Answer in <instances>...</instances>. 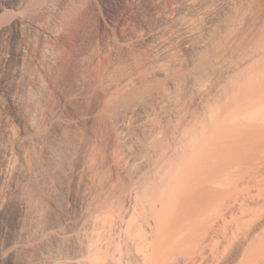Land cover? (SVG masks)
Wrapping results in <instances>:
<instances>
[{"label":"bare ground","instance_id":"obj_1","mask_svg":"<svg viewBox=\"0 0 264 264\" xmlns=\"http://www.w3.org/2000/svg\"><path fill=\"white\" fill-rule=\"evenodd\" d=\"M84 1L21 0L14 24L21 32L26 28L35 29L36 23L31 20V15L43 10L53 31L65 24ZM158 2L156 6L153 3L158 21L149 34L153 37L160 33L164 35L167 29L175 26H181L187 34L190 32L189 36L195 29L192 19L210 0H174L168 6ZM253 2L258 4L257 14L252 10ZM263 9L264 0H240L229 13L227 11L224 20L219 19L223 21L222 26L221 23L218 26L215 24L214 27L221 26L219 30L214 31L213 27V31L210 30L212 33L209 32L211 35L206 38L198 36V42L196 32L191 35L194 39L189 36L191 42L196 40L197 50L187 73L171 75L165 64L159 62L156 70L165 76L164 80L136 78V89H133L136 94L130 91L136 101L109 108L108 114L105 113L108 125L104 126L109 138L104 126L97 128L95 136L82 139L78 151L73 152L76 163L65 172L68 177L63 184L67 186L65 199L55 206L51 222H42L41 213L45 204L39 202V197L32 195L26 199V206L34 208L30 215L26 214L29 216V228L36 236L15 240L10 252L16 254L35 244L38 247L36 256L24 264H213L216 254H219L216 248L220 243L217 245L216 240L221 232L229 237L235 232L232 229L231 235L228 232L229 222L236 214L235 208L240 211L244 207L245 210L240 211L241 219L246 218L242 215L249 196L244 190L248 191L255 180L259 185L261 182L257 179L264 176ZM110 76L106 79L108 96H122L128 79L125 78L122 84L118 83V77ZM34 86L28 83L23 86V94L30 97V101L38 91ZM187 89L199 93V105L191 110L186 108ZM133 94H128V97H133ZM142 95L152 98L145 122L140 127L143 131L148 129L149 133L146 138H136L135 141L133 128L128 123ZM107 99L103 106L109 101ZM16 101L22 103V97L19 96ZM21 106L26 114L27 127L33 130L37 109ZM49 123L51 128L57 129L63 125L64 119L54 112L49 117ZM133 145L140 149L136 155L133 154ZM13 146V141L0 136V161ZM69 147L70 142L66 141H55L46 146L54 158L51 157V160L55 161H52L51 174L47 173L49 177L45 184L50 196L58 193L57 186L61 183L58 185L54 179V174L62 171L57 162L58 156ZM254 157L259 162L256 160L255 164L247 167L251 165L248 160ZM261 193L258 192L260 197H255L251 192L250 198H255L252 197L250 200L253 201L249 202L260 201L256 199L264 195ZM243 195L247 196L244 197L246 201L240 203ZM237 204L240 208L236 207ZM253 215L246 218L247 222L259 219L253 218ZM246 219L242 220L244 226ZM242 221L238 223L243 224ZM256 224L254 222L253 226ZM248 227L242 228L243 233ZM254 227L256 229L257 225ZM23 231L28 232V226ZM261 231L258 233L262 234L260 237L254 233L257 231L253 235L251 231L248 236L245 235L248 242L249 235L254 238L256 234L257 239L263 237V229ZM225 234L222 235L224 239ZM235 237L238 236L235 234L234 240ZM250 243L248 246L243 244L246 248L244 253V248L239 247L242 256L238 261L231 258L233 264H264V238L252 239ZM210 256L213 257L212 262ZM4 257L1 254V259ZM220 258L223 260V257Z\"/></svg>","mask_w":264,"mask_h":264},{"label":"rangeland","instance_id":"obj_2","mask_svg":"<svg viewBox=\"0 0 264 264\" xmlns=\"http://www.w3.org/2000/svg\"><path fill=\"white\" fill-rule=\"evenodd\" d=\"M20 1L0 0V136L5 140L10 139L14 143L13 148L7 152L4 160L0 161V264H24L26 260L34 258L37 254L38 247L35 244H32L31 248L29 246L16 254L13 253L14 256L10 252V247L15 240L20 237L30 239L36 236V233L29 228L30 221L28 216L34 211V208L32 209L33 206L31 207L30 205L26 206V199L32 195L39 197V202L43 203V205L45 204L44 206L42 205L44 208L43 214L41 213L42 222L44 224L51 222V218L55 213L53 211L55 206L64 202L65 187L67 186L64 187L63 184L66 183V180L68 181L65 172L70 165L73 166L76 163L74 161L75 153L80 148L82 139L84 141L95 136L97 128L108 125L105 113L108 114L107 112L110 109L121 106L126 102L136 101V97L133 94L135 93L133 89H136V78L139 77L138 79L142 80V77H155L164 80L163 77L165 76L156 70L159 62L165 64L171 75L176 76L187 73L191 67V58L197 50V38L200 36H203V38L209 37L211 35L209 34L210 30L213 31L215 28L214 31H217L218 28H221L223 25L221 22L225 19L224 17L240 0H210V2L204 4V7L202 6L201 8L202 10L198 11V15L196 13L194 16L197 19H192L195 23L190 21L194 24L193 33H197V42L196 40L191 42L190 39L193 33L191 32L189 39L188 34L190 32L187 31L188 34L185 33L186 31L182 30L181 26H177L180 28L172 27L173 30H171L172 28L167 29L164 35L160 33L161 38L159 37L160 34L154 37L149 35L150 31L158 24L157 18L155 19L154 9L156 10V8L153 7L154 4L156 6L157 1H159L163 5L168 6L174 0H157L156 3L155 0H86L76 9L77 11L65 24L59 25L55 30H50L49 17L42 10L41 12L37 11L38 14L35 12L33 13L34 15H31V20L36 23L37 27L35 26V29L26 28L27 30H23V32L14 24L17 6ZM255 4L252 10L259 12V9H257L258 4ZM219 19L222 20L220 21ZM217 21L218 23H216ZM215 24L217 26L220 24L221 26L217 28V26L214 27ZM193 27L191 26L190 29L193 30ZM196 33L194 36H196ZM160 57L163 59L161 58L162 60H160ZM108 75H111L110 77H118V83L122 84H124L125 78L128 79V85H125L122 96H108L109 90L106 80ZM27 83L32 86L36 85L34 87H37L38 90L31 101L30 97L23 94V86ZM130 91H133V93ZM186 92L185 94H188L186 108H189V110L196 108L199 105V100H197L199 99L197 96L199 93L192 89H187ZM128 94H133L134 98H129ZM19 96L22 97V103L16 101ZM106 99L109 100V103L107 102L109 105L106 103L105 107L103 105ZM150 103H152V98L143 96L137 103V110L129 120L128 124L133 128L132 136L135 141L136 138L139 140L146 138L149 133L148 129L143 131L140 130V127L145 122V115L150 109ZM21 105L30 110L34 107L37 109L36 126L33 130L27 127L26 114ZM54 112L59 114L65 123L57 129H53L49 125V117ZM104 129H106L104 131L106 137L109 138L107 128L105 127ZM9 132L10 134H8ZM55 141H66L68 144L70 142L71 145V148H64L65 150H62L58 156V159L61 160H57V162H59V166L61 165L62 171H59V174H54L55 178H53L58 185L61 182L60 185L62 186H57L58 193L55 194L56 196L54 195L55 198L57 197L56 199L47 192L48 189L46 188L48 186L45 188L46 178L49 177L47 173L50 172L49 175L51 174L52 164L55 163L46 146L48 143ZM37 143L38 145L36 146ZM130 143L132 142L130 141ZM139 150V148L136 149V145H133L134 155ZM73 152L75 153L73 154ZM51 157L53 158L52 160ZM255 158L250 159L251 161L248 160L251 165L245 162L250 165H247V167L255 164L253 162L256 160L259 162L258 158L254 160ZM105 163H108L107 159ZM263 173L264 171L262 175ZM263 178L264 176H259V179L262 180L257 179V182L264 184ZM256 184L258 183L255 180L248 187V191L244 190V192H247L249 200L247 198L245 204L246 211L244 213L247 215L245 216L244 213L242 215V218L244 216L248 219L249 217L252 218L254 213L253 218L254 216L256 219L259 218V223L258 220L254 221L255 219L252 220L250 218L252 221L249 219L250 222H247V219L243 218L244 220L246 219L247 227L252 222V226L248 227L249 229L252 228L250 230L252 235L254 233L259 235L262 233V229L264 232V195H261L262 199H256L260 201L249 202L253 201L250 200L252 197L253 199L260 197L258 192L264 193V185ZM249 190H251L252 194ZM240 191L244 193L242 189ZM249 194L255 197L252 196L250 198ZM247 196L243 195V200L240 203L246 201L244 197ZM237 205L236 207H239L240 204ZM247 209L251 212L254 211L251 213ZM237 210L238 208H235L234 220L233 218L232 220H230L231 218L229 219L231 223L229 222L228 232L231 235V232L235 231L231 235L233 238L227 236L224 231L221 232V234H225V239L222 236L223 234H220L217 238V240H220H216L217 245L220 243L219 248H216L219 254H216L218 259L214 258V262L211 261L213 257L210 256V261L213 264H216V262L218 264H228L229 262L233 264L232 259H237L238 261V258L240 259L242 256L241 253H244L246 248L243 247V244L248 246V243L250 245L254 243H250L252 239L257 241L264 238V235L258 239L256 234L254 238L249 235L250 239L248 238V242L246 236H248L250 231L245 228L247 231L243 233V229L246 226H244L245 222L243 223L244 220L241 219L242 213L240 212L245 209L243 207V210ZM255 213L259 214V217ZM260 215L262 216L261 219ZM238 221H242L243 224L238 223ZM253 221L255 224L257 223V227L255 225L256 229H253ZM232 223L233 225H231ZM237 223L241 229L243 228L242 230L237 227ZM26 226H28V232L23 231ZM237 233L243 235L240 236ZM233 234L238 236L237 238L235 237V240ZM260 236L262 234L258 237ZM239 247L241 249L244 248L242 249L243 251ZM1 254L5 256L3 259H1ZM223 254L225 255L222 256ZM219 256L223 257V260ZM217 260H220V262ZM234 264L239 263L235 262Z\"/></svg>","mask_w":264,"mask_h":264}]
</instances>
